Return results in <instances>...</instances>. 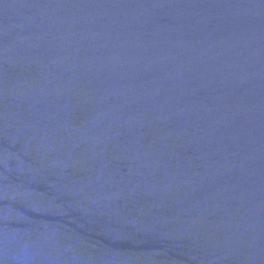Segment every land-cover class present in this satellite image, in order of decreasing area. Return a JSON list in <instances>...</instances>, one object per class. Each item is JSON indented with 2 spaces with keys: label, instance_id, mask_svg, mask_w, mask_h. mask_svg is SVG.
Masks as SVG:
<instances>
[{
  "label": "water",
  "instance_id": "1",
  "mask_svg": "<svg viewBox=\"0 0 264 264\" xmlns=\"http://www.w3.org/2000/svg\"><path fill=\"white\" fill-rule=\"evenodd\" d=\"M0 264H264V0H0Z\"/></svg>",
  "mask_w": 264,
  "mask_h": 264
}]
</instances>
